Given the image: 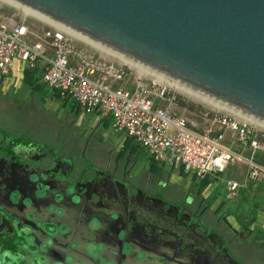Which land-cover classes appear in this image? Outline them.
I'll return each mask as SVG.
<instances>
[{
	"label": "flooded vegetation",
	"instance_id": "obj_1",
	"mask_svg": "<svg viewBox=\"0 0 264 264\" xmlns=\"http://www.w3.org/2000/svg\"><path fill=\"white\" fill-rule=\"evenodd\" d=\"M136 157L118 156L119 172L78 164L53 143L0 127V254L19 257V246L38 257L29 264L40 255L47 264H232L220 237L244 264L228 249L237 232L220 212L191 192L175 199L150 189L155 168L136 179Z\"/></svg>",
	"mask_w": 264,
	"mask_h": 264
},
{
	"label": "water",
	"instance_id": "obj_2",
	"mask_svg": "<svg viewBox=\"0 0 264 264\" xmlns=\"http://www.w3.org/2000/svg\"><path fill=\"white\" fill-rule=\"evenodd\" d=\"M2 1L264 125V0ZM16 251L0 264L38 258Z\"/></svg>",
	"mask_w": 264,
	"mask_h": 264
},
{
	"label": "built area",
	"instance_id": "obj_3",
	"mask_svg": "<svg viewBox=\"0 0 264 264\" xmlns=\"http://www.w3.org/2000/svg\"><path fill=\"white\" fill-rule=\"evenodd\" d=\"M27 17L46 26L39 31ZM14 58L28 68L39 66L41 80L61 98L70 97L83 111L109 119L112 132L131 137L153 160L201 179L243 159V181L264 177V168L254 161L256 152L264 154V125L213 110L202 113L204 125L198 128L171 109L174 94L163 83L145 81L141 74L126 81L129 64L95 53L69 32L18 8L0 12V75L9 72ZM243 181L226 177L227 194L236 195Z\"/></svg>",
	"mask_w": 264,
	"mask_h": 264
},
{
	"label": "rangeland",
	"instance_id": "obj_4",
	"mask_svg": "<svg viewBox=\"0 0 264 264\" xmlns=\"http://www.w3.org/2000/svg\"><path fill=\"white\" fill-rule=\"evenodd\" d=\"M14 10H16V8L12 5L10 6L6 4V2L2 3L0 7L1 13H10ZM26 20L34 21L39 31H41L42 27L46 26L45 23L43 24L42 22L29 17H27ZM71 35L76 40V42L89 47L90 49L94 50L95 53H100L108 59L117 62H126L129 64V75L126 81L131 82L135 74H141L142 79L145 81L153 78L158 80L161 84L163 83L165 86H167L168 94H174V98L170 104L171 109L174 112L179 113L189 120L195 122L198 128H201L204 125L202 113L204 111L210 112L213 110L243 117L255 125H263L255 120L247 119L243 115L233 110L231 111V109L225 106L222 107L217 105V103H212V101L209 99L202 98L200 96L194 95L193 93H188L174 84L170 85L161 78H158V76H156L154 73L152 74V72H148V70L146 71L140 67L137 68V65L131 64L122 57L107 50L99 49L76 35ZM12 68V73L19 76L22 68H20V66L19 68L16 67L15 64ZM38 74L39 72L36 71L35 75ZM39 75L37 78L34 76V81L32 83L34 89L31 91L32 95L28 97V99H23L21 96H15V94L11 91L3 92L0 86V97L2 98V102L5 99L12 100L10 105L15 103L16 107L13 106L10 109V112L14 113L13 109L19 111L17 114L15 113L11 116L8 113H6L8 116H1L6 117V119L0 121V127L6 128L7 126L12 125L14 127L16 126L31 131L34 125L33 123H37V129L35 134L32 133V136L38 140L53 143L56 148H59L61 151L69 154L76 163L81 164L86 161L103 168H114L119 172L120 167H117V160L119 163H121L122 155L129 153V150L133 151L134 146H136L134 143L138 144V146H140V144L135 142L133 139H129L124 133L112 132L109 128V119L99 116L96 112L83 111L81 108H77V110H71L72 106L75 104V101L70 97H66L65 107H43L39 103L42 102L40 101V98L42 96L45 97L48 95V91L51 90V88L41 80V75ZM35 108L39 110L38 113H36L37 110ZM141 152H143V149H141L139 153L141 154ZM118 156L121 159H117ZM149 156V153L145 152V164L139 169L137 174L133 175H137L136 179L143 180L144 176L146 175V169L155 168V173L159 179V183H155V185L150 186V189L153 188L156 189V191H159L160 189L162 194L169 196V198L175 197V199L181 195L184 196L187 192H191V194L194 195L193 197L201 198L202 201L207 204V206L211 204V207L212 203H214L212 202L213 200L224 198L227 210L230 212L236 210L234 208L236 201L232 203V200L234 197H240V192L232 199L225 195L226 188L224 185V180L226 177L233 175V172L229 170V168L226 167V169L222 171L211 172V174H207L208 177L205 175L203 178L197 179L190 173L181 171L177 168H172L163 161L152 160ZM150 164H152L153 167ZM236 179L241 180L242 177H236ZM262 179H264V177L259 180ZM251 186L254 188V193L252 195H256L257 193L255 191L258 186ZM262 190L263 188L259 187L258 191L260 192ZM251 202H255V199H253ZM237 205V208L240 207V209H243L244 206H247L244 203ZM240 209H238V212ZM238 216L242 218L243 214L239 213ZM205 219L207 220V218ZM241 239L242 238L237 237L233 241H239ZM234 244L235 242L232 244L229 243L228 246L231 254L244 264H253L254 255L248 256L249 260L251 261L243 259L241 260V258L238 257L237 253L235 252L236 245ZM256 263L257 262L254 261V264ZM261 263L264 264V261Z\"/></svg>",
	"mask_w": 264,
	"mask_h": 264
},
{
	"label": "crops",
	"instance_id": "obj_5",
	"mask_svg": "<svg viewBox=\"0 0 264 264\" xmlns=\"http://www.w3.org/2000/svg\"><path fill=\"white\" fill-rule=\"evenodd\" d=\"M14 64L16 67L19 68V66H20V68H22L19 76L12 73V69H13L12 67ZM26 68L27 67L24 66V63L21 59L14 58L9 72L7 74L0 75V86H1V89L3 90V92L11 91L15 94V96H21L23 99L24 98L28 99V97H30L32 95L31 91H33L34 87L32 86V83L25 80ZM36 71L39 72V74H40L41 69L39 66H38V69ZM36 71H35V73H36ZM38 75H36V76H38ZM0 99H1V102H0V121H3L6 119V117H1L3 115L8 116L6 113H8L11 116L12 114H15V113L17 114L19 112L16 109H13L14 113L10 112V109L13 106L16 107L15 103H12L10 105V102H12V100L5 99L2 102L1 97H0ZM40 101H42L39 103L43 107H48V108L52 107V106L57 107V108L65 107V104H66V98H61L59 96L58 92L54 89L49 90L48 95H46L45 97L42 96L40 98ZM77 108L79 109L78 105L75 102V104L72 106L71 110H77ZM38 111L39 110H37L36 113H38ZM33 124L34 125H33V128L31 131H28L26 129L16 127V126L14 127L12 125L7 126L6 128L14 130V131H19V132L25 133L26 135H29L32 138H35L34 136H32V133L35 134V131L37 129V125H36L37 123H33ZM141 149H143V152L145 151L144 148L141 147ZM145 152H144V154H145ZM139 155L141 156V159L145 158L144 155H141V154H139ZM246 155H247V148L244 147L242 150V156L245 157ZM254 161L257 164H259L261 167L264 168V154H262L261 152H256V154L254 156ZM144 164H145V162H144ZM227 168H229V170H231L233 172L232 173L233 175L228 176L229 178L236 179V177L241 176L242 179L241 180L238 179V180L239 181L244 180L247 165L243 159H240L236 163L229 165ZM177 169L184 171L181 168H177ZM209 174H211V173H209ZM208 175H207V177H208ZM243 182H244V184L239 188V190L237 192V194L240 192V197H234L237 194L231 197L228 194H226L227 191L225 193V195H227V197H229L231 199L234 197L232 200L233 201L232 203H234V201H236V203L234 204V208L236 210H234L233 212L228 211L226 208L224 198H219L217 200L216 199L213 200L212 202H214V203H212V207L214 208V210H216L222 214V216L230 224V226H232V228L236 229L237 233H232L233 235H230V233H228L230 241L234 240V237L236 236V234H239V236L242 238L240 240L241 241L240 247L235 248V252L237 253L238 257H240L241 260L243 259V260L251 261V260H249L248 256L254 255L253 264H254V261L257 262L256 264H262L261 262L264 261V200H263L264 199V196H263L264 195V179L258 180L255 182L249 181V180L243 181ZM251 185H253V186L257 185L258 186V188L255 191L257 193L256 195H252L254 193V188ZM259 187L263 188V190L260 192L258 191ZM250 199H251V201L253 199H255V202L252 203L250 201ZM241 203H244L247 206H244L243 209H240V207L237 208V206H238L237 204L240 205ZM238 209H240L239 212H238ZM239 213L243 214L242 218L240 216H238ZM225 215H227V216H225ZM232 243H233V241L230 244H232ZM228 249H229V247H228ZM246 254H248V255H246Z\"/></svg>",
	"mask_w": 264,
	"mask_h": 264
},
{
	"label": "trees",
	"instance_id": "obj_6",
	"mask_svg": "<svg viewBox=\"0 0 264 264\" xmlns=\"http://www.w3.org/2000/svg\"><path fill=\"white\" fill-rule=\"evenodd\" d=\"M38 69V66L34 67V68H26V74H25V80L30 82V83H33L34 81V76L35 75V71ZM40 75H41V71H40ZM37 78V76H36ZM127 136V135H126ZM129 139H132L131 137L127 136ZM136 146H134L133 148V151L132 150H129V153H127V155H131V154H135V155H139L140 153V150H141V147L138 146V144L134 143ZM132 151V153H131ZM150 157V156H149ZM151 158V157H150ZM152 159V158H151ZM153 160V159H152ZM154 163V162H153ZM151 166H153L152 164H150Z\"/></svg>",
	"mask_w": 264,
	"mask_h": 264
},
{
	"label": "bare ground",
	"instance_id": "obj_7",
	"mask_svg": "<svg viewBox=\"0 0 264 264\" xmlns=\"http://www.w3.org/2000/svg\"><path fill=\"white\" fill-rule=\"evenodd\" d=\"M82 39V38H81ZM84 40V39H83ZM84 41H86V40H84ZM87 43H89V44H91V45H93V46H95V47H97V48H99V49H103V48H101V47H99V46H97V45H95V44H92V43H90V42H88V41H86ZM105 50V49H104ZM125 60V59H124ZM127 61V60H126ZM128 62H130V61H128ZM131 64H133V65H136V64H134V63H132V62H130ZM138 67H140V66H138L137 65V68ZM140 68H142V67H140ZM142 69H144V68H142ZM144 70H146L147 71V69H144ZM148 72H149V70H148ZM151 72V71H150ZM152 74H153V72H152ZM155 74V73H154ZM143 75V74H142ZM156 76H158V78H161L162 80H164L165 82H167V83H169L170 85H175V86H177V87H179V88H181V89H183L184 91H186V92H188V93H193L194 95H197V96H200V97H202V98H206V97H204V96H202V95H200V94H197V93H195V92H193V91H191V90H189V89H187V88H185V87H183V86H180V85H178V84H176V83H174V82H172V81H170V80H168V79H166V78H164V77H161V76H159V75H157V74H155ZM201 99V98H200ZM206 99H208V98H206ZM210 100V99H209ZM212 101V100H211ZM209 102V101H208ZM214 101H212V103H213ZM215 104H216V102H214ZM217 105H219V106H222V107H224L223 105H221V104H219V103H217ZM232 111V110H231ZM236 112V111H235ZM238 113V112H237ZM240 114V113H239ZM242 115V114H241ZM244 116V115H243ZM244 117H246V116H244ZM247 119H250V118H248V117H246ZM250 120H253V119H250Z\"/></svg>",
	"mask_w": 264,
	"mask_h": 264
}]
</instances>
